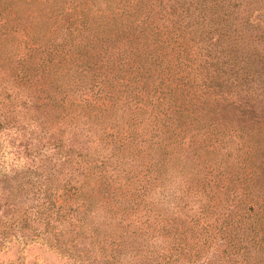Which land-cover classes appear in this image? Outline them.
I'll list each match as a JSON object with an SVG mask.
<instances>
[{
    "label": "trees",
    "instance_id": "16d2710c",
    "mask_svg": "<svg viewBox=\"0 0 264 264\" xmlns=\"http://www.w3.org/2000/svg\"><path fill=\"white\" fill-rule=\"evenodd\" d=\"M260 13L264 0H0V41L24 38L0 45V132L31 131L0 165V252L264 264Z\"/></svg>",
    "mask_w": 264,
    "mask_h": 264
},
{
    "label": "rangeland",
    "instance_id": "374dc122",
    "mask_svg": "<svg viewBox=\"0 0 264 264\" xmlns=\"http://www.w3.org/2000/svg\"><path fill=\"white\" fill-rule=\"evenodd\" d=\"M253 20H255V18ZM255 22L264 23V13L257 14ZM22 40H24L22 36H16V38H13L10 40L2 39L0 41V45L1 44L8 45V48L5 47V49L10 51L13 49V47L17 48L18 46H24V42L22 44L20 43V41ZM1 48L3 50L4 47L2 46ZM4 57L5 56H2V59L0 57V93L8 85L6 82V79L9 78L7 76L8 75L7 71H8L9 66L6 63L8 60L6 59L3 60ZM25 93L27 94L28 92H25ZM7 103L9 104V101L8 100L5 101V99L0 96V115H2V112H3V109H2L3 104H7ZM22 110L23 112H26L25 113L26 115L24 116L25 118L27 117V119H24L25 121L24 123L27 127L28 122H29L28 121L29 115L27 113L28 110L24 108ZM42 119L43 117L36 120V126L38 130H41ZM30 132L31 131L29 127L17 132V134H15L13 130H4L0 132V141L3 144V148H4L3 149L4 152H0V165H3V162L7 163L12 160L13 155L15 154L14 153L15 151L12 150L11 143L14 142V139L16 138V136H18L17 137L18 141L16 142L18 144L24 145L27 138L30 136ZM10 152H13L14 154H10ZM103 216L105 215L104 214L99 215L97 217V221L98 222L104 221L105 224H107L106 221L102 219ZM116 233H119V231H117ZM89 251L90 253L88 256L90 259H93V261L94 259H97L98 256H100L97 250H89ZM113 253L117 256L119 255L117 257L118 261L116 262V264H121V250H106L105 255L111 256ZM0 263L2 264H10V263H14V264H70L71 262L69 261L67 257L63 256L62 254L58 252H54L51 250L34 249V250H4L0 252Z\"/></svg>",
    "mask_w": 264,
    "mask_h": 264
}]
</instances>
